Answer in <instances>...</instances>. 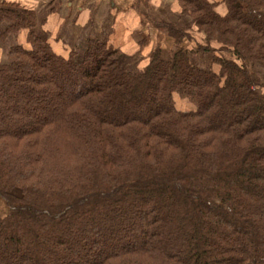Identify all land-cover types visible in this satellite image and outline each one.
I'll return each mask as SVG.
<instances>
[{
  "label": "trees",
  "instance_id": "obj_1",
  "mask_svg": "<svg viewBox=\"0 0 264 264\" xmlns=\"http://www.w3.org/2000/svg\"><path fill=\"white\" fill-rule=\"evenodd\" d=\"M178 3L65 58L0 0V264H264V0Z\"/></svg>",
  "mask_w": 264,
  "mask_h": 264
},
{
  "label": "crops",
  "instance_id": "obj_2",
  "mask_svg": "<svg viewBox=\"0 0 264 264\" xmlns=\"http://www.w3.org/2000/svg\"><path fill=\"white\" fill-rule=\"evenodd\" d=\"M35 10L36 33L51 43L55 53L68 58L71 50L88 38H100L110 44L119 43L125 55L142 53L145 57L156 47L165 51L173 41L154 27L159 19H173L179 13L178 0H11ZM212 3L223 0H209ZM220 10H223L220 8ZM28 31L23 30L3 45L29 47ZM151 35V37H150ZM147 39L149 51H141L140 42ZM4 48H0V53ZM1 54L0 62L3 61ZM7 60V58H5ZM5 60V61H6ZM4 61V62H5Z\"/></svg>",
  "mask_w": 264,
  "mask_h": 264
},
{
  "label": "rangeland",
  "instance_id": "obj_3",
  "mask_svg": "<svg viewBox=\"0 0 264 264\" xmlns=\"http://www.w3.org/2000/svg\"><path fill=\"white\" fill-rule=\"evenodd\" d=\"M150 37H151V35H150ZM5 46V45H4ZM4 46H2V48H4V51L2 52V53H4L3 55H2V57L4 58L3 59V61H1L0 63L2 64V63H5L6 61V59L5 58H7L6 57V47H4ZM146 47H148V48H146ZM146 48V50L147 51H149V49H150V47L148 46V44L146 45V46H144V48L142 49V50H144ZM2 53H0V57H1V54ZM127 56V55H126ZM5 61V62H4ZM139 63H141V61L139 62ZM215 68H217V67H215ZM175 100H176V105H177V108L179 109V110H183V111H188V110H192V109H194V107L191 105V103L187 100V99H185L182 95H180V94H176V96H175ZM17 192V191H16ZM17 193H19V192H17Z\"/></svg>",
  "mask_w": 264,
  "mask_h": 264
}]
</instances>
